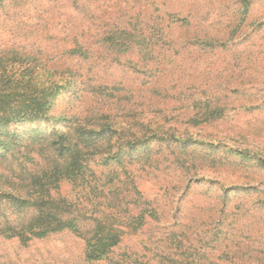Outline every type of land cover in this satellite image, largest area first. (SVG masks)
Instances as JSON below:
<instances>
[{"label": "rangeland", "instance_id": "rangeland-1", "mask_svg": "<svg viewBox=\"0 0 264 264\" xmlns=\"http://www.w3.org/2000/svg\"><path fill=\"white\" fill-rule=\"evenodd\" d=\"M111 28L141 43L123 52L108 48ZM161 40L162 48L145 49ZM78 44L88 58L70 53ZM0 58L8 71L31 65L72 81L54 97L48 119L3 128L10 144L0 147L1 193L33 198L32 174L56 159V130L75 135L77 124H100L107 113L133 138L160 126L166 139L125 154L115 189L94 196L89 187L62 183L50 194L66 196L72 208L92 199L127 215L157 209L159 218L126 234L113 258L132 253L139 264H157V245L168 241L211 258L197 240L218 227L243 244L242 258L264 264V0H0ZM211 107L222 115L209 116ZM112 142H96L97 160ZM36 208L1 197L0 230L21 227ZM84 249L70 231L25 243L0 233V264H85Z\"/></svg>", "mask_w": 264, "mask_h": 264}, {"label": "trees", "instance_id": "trees-1", "mask_svg": "<svg viewBox=\"0 0 264 264\" xmlns=\"http://www.w3.org/2000/svg\"><path fill=\"white\" fill-rule=\"evenodd\" d=\"M123 32L118 28H111L105 36V40L108 42L106 46L123 52L126 47L136 48V45L141 43L134 42L130 33ZM163 41L165 40L147 42L145 49L153 50L157 45L162 48L163 44L160 43ZM82 48L84 46L78 44L70 53L81 56L83 59L88 58L89 53H85L88 50L86 48L82 50ZM10 68L11 70L8 71V66L0 58V147L3 149H9L10 144L5 138L8 132L3 130L4 127L11 123L22 124L48 119L54 106V97L61 94L63 90H69L72 87L71 78H67V80L51 79L49 78L53 75L51 72L47 70L41 72L31 65L20 68H15L12 65ZM209 109H211L207 112L209 116L222 115L217 107ZM54 117L57 116L53 115L50 119ZM61 117L59 119L64 118ZM105 117V121L100 124L91 126L77 124L74 127L75 135H69L67 131L62 130L53 132L52 143L57 151L56 159H53L48 166H43L39 172L32 174L28 189L32 191L33 198L22 196L20 192H17L18 190L15 191V195L13 192H0V198L13 195L15 203L36 206L34 215L29 222L22 223L21 227L1 229L0 233L8 238L15 237L25 243L32 238L70 231L83 238L85 242L83 259L85 264H98L99 262L139 264L136 260L138 256H134L132 253L120 255L119 258H113L112 254L115 253V249L126 234L138 233L149 218L158 219L157 209L143 208L137 213L130 211L128 212L130 215H127L121 208H97L98 204L94 203L92 199H90V203L87 199V204H84V200L81 199L82 206L72 208L74 202L69 201L66 196L59 199L50 194L52 189H59L62 183L72 184L73 187L81 185L85 190L89 187V192L94 196L100 193L104 194L107 189H115L117 183L121 181L119 167H125L123 164L125 154L137 151L139 149L137 145L140 143L150 148L149 145L153 141L166 139V134L160 129V126L155 129L151 128L145 137L133 138L130 134L128 135L126 127L122 123L114 120V115L107 113ZM14 135L15 145H21V135L16 132ZM113 139H115L116 146L109 148L104 152L103 157L97 160V157L102 155V147L95 148L96 142L101 145L107 143L108 146H113ZM260 161L264 166V158H261ZM98 174L104 175L107 179L101 183ZM136 193L139 194V191L136 190ZM133 202L139 203L137 200H133ZM37 204L40 205L37 206ZM201 231H198L197 234ZM208 233L209 237L197 238V241L210 247L211 258L207 256L202 259L199 250L190 249L191 246L185 247L182 241H168L166 246L157 245L158 250L154 255L159 261L157 264H218L215 261L220 258L223 259L224 264L225 262L229 264L230 261L233 262L232 258L234 257L239 259L233 264H254L249 259L242 258L248 252L242 249L241 242L231 238L233 233H226L223 236L224 232L218 227ZM144 244L146 247L149 245L148 241H144ZM176 244L179 245L176 246ZM173 247L177 249L185 247V250L176 256L178 252L171 253Z\"/></svg>", "mask_w": 264, "mask_h": 264}]
</instances>
